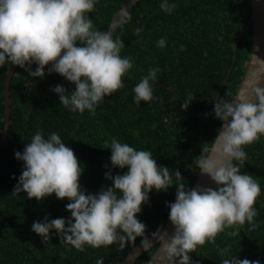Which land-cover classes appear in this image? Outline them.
<instances>
[{"label": "trees", "instance_id": "obj_1", "mask_svg": "<svg viewBox=\"0 0 264 264\" xmlns=\"http://www.w3.org/2000/svg\"><path fill=\"white\" fill-rule=\"evenodd\" d=\"M127 1L98 0L89 13L94 27L106 30ZM174 2L176 8L165 13L160 0H140L128 12L131 19L122 28H116L113 38L123 40L125 46L120 54L129 57L133 67L122 77L124 87L106 96L95 115L87 110L72 112L59 102L51 86L61 84L68 91L75 88L59 74H47L46 68L44 78H33L17 66L10 87L9 133L0 149V264H96L100 257L104 264H121L141 240L137 237L127 241L123 248L119 243L100 248L85 245L83 251H77L55 235L42 242L31 230L33 222L45 216L68 218L70 213L65 209L67 198L57 199L53 194L37 201L27 198L24 192L13 193L23 169V161L15 158V152H22L36 131L42 130L45 137L57 132L73 149L84 169L79 182L86 192L97 193L102 186H110L106 172L114 176L127 171L111 166V150L106 149L105 141L110 143L113 137L137 150L151 151L158 165L167 166L170 172L179 170L183 183L193 186L199 171L194 161L203 149L211 148L221 126V121L212 114L213 102L220 96L227 99L235 95L246 69L252 48V3L251 0ZM162 37L166 45L157 47ZM153 66L161 69L153 83V99L137 104L132 89ZM9 67L0 68V139ZM189 91L195 94V100L184 110L181 104ZM243 147L247 159L241 172L251 175L261 188L254 204L256 227L250 229L247 222L226 227L217 234L214 243L206 242L190 253L195 264H222L224 258L233 255L264 264V136ZM175 194V185L166 192L149 193V202L142 204V211L137 214L146 225V236L166 224L169 215L166 204L175 200ZM157 246L141 254L135 264H146ZM225 248L228 252L222 255Z\"/></svg>", "mask_w": 264, "mask_h": 264}, {"label": "clouds", "instance_id": "obj_2", "mask_svg": "<svg viewBox=\"0 0 264 264\" xmlns=\"http://www.w3.org/2000/svg\"><path fill=\"white\" fill-rule=\"evenodd\" d=\"M97 3L98 0H0V68L18 66L33 78H44L47 68V74L57 73L75 85L72 91L61 84L50 87L65 108L95 115L106 96L124 87L122 77L133 67L132 60L120 54L125 46L123 40L113 38L115 28H122L130 15L124 12L106 30L97 29L89 16ZM160 8L171 13L176 3L160 0ZM165 45V38L157 41V47ZM252 64L259 65L255 84L246 81L247 87L237 95L227 99L220 96L213 102L212 114L221 121V127L211 148L203 149L194 161L198 173L216 187L190 188L183 183L179 170L170 172L167 166L158 165L151 151L137 150L113 137L110 143L105 141L106 149L111 150V166L127 171L114 176L106 172L111 185L102 186L97 193L86 192L79 182L84 169L73 149L57 132L45 137L40 130L22 152H15V158L23 161V169L13 193L24 192L27 198L37 201L53 194L57 199L67 198L65 209L70 217L45 216L34 221L31 230L42 242L55 235L77 251H83L85 245L100 248L114 243L123 248L137 237L148 249L152 239L145 235L146 225L137 214L142 204L149 202L150 192H166L173 185L175 200L166 204L173 231L162 243L161 264H195L190 253L206 242L214 243L226 227L247 222L250 229L255 228L254 204L261 188L251 175L241 172V167L247 159L243 146L264 136V87L259 84V79L264 78V59L255 56ZM160 71L159 66L150 67L133 87L135 103L153 99V83ZM194 100L195 94L187 92L181 108L186 110ZM227 252L225 248L222 255ZM96 264H104L103 257ZM222 264L260 262L233 255L224 258Z\"/></svg>", "mask_w": 264, "mask_h": 264}, {"label": "water", "instance_id": "obj_3", "mask_svg": "<svg viewBox=\"0 0 264 264\" xmlns=\"http://www.w3.org/2000/svg\"><path fill=\"white\" fill-rule=\"evenodd\" d=\"M138 1L140 0H128L121 7V9H119L114 14L111 24L114 22H118L121 19L122 14L124 12L128 13ZM251 3H252V6H251L252 10H251L250 23H252V32H253L252 48L249 54V59L247 60V63H246L245 72L242 76V79L239 83V86H238V89L235 95H237L241 89L247 87L246 81L251 80L255 84V82L258 79V77L255 75V72H256V69L259 68V65L252 64L253 57L258 56L261 59H264V0H251ZM238 43L239 41L237 42L234 48V61L236 59V51H237ZM16 68L17 67H11V66L9 67L7 71L6 81H5V87H4L5 116H4V127L1 132L0 149L7 141L9 128H10V121H11V88L10 87H11V81L16 71ZM29 83H30V80L28 82V85ZM259 84L261 87H264V78L259 79ZM198 172H197L195 182L191 188H195L197 185L216 187V185L207 176L200 175ZM172 231H173V226L168 219L166 224L157 232V235L155 237H153L152 234L148 236L149 239H152L151 247L158 244L157 249L155 250L154 254L149 259V261L150 260L152 261V264H161V261L159 258L162 255L161 253L162 243L168 238V235ZM140 241L131 249V251L128 253V255L125 257V259L123 260L121 264H135L136 260L140 257V255L143 254L149 248H151V247H149L148 249L143 248L141 246ZM149 261L146 264H149Z\"/></svg>", "mask_w": 264, "mask_h": 264}]
</instances>
